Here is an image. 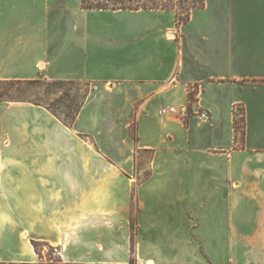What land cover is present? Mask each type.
<instances>
[{"label": "crops", "instance_id": "obj_1", "mask_svg": "<svg viewBox=\"0 0 264 264\" xmlns=\"http://www.w3.org/2000/svg\"><path fill=\"white\" fill-rule=\"evenodd\" d=\"M38 78L93 88L72 126L0 102V264H264V0H0V79Z\"/></svg>", "mask_w": 264, "mask_h": 264}, {"label": "trees", "instance_id": "obj_2", "mask_svg": "<svg viewBox=\"0 0 264 264\" xmlns=\"http://www.w3.org/2000/svg\"><path fill=\"white\" fill-rule=\"evenodd\" d=\"M81 7L85 9H139V8H159L158 6H148L138 2L134 4L132 0H81ZM33 84L37 88L41 89V95H38L35 100H28L23 98L22 85ZM83 84L81 80L73 79H32V80H23V79H0V102L1 101H26L32 102L36 105H41L49 109L53 114H55L63 123L68 126H72L77 119V116L85 103L89 91L86 90L81 97L80 103L76 107H72L71 104H66V110H61L59 106L53 101H49L50 95L56 94V91L60 89H66L67 96L69 97V90L72 86H79ZM85 85L88 83L85 82ZM73 99H70L72 101ZM133 232L135 224L133 222ZM34 244L39 251V246L41 243L34 241ZM60 261V260H59Z\"/></svg>", "mask_w": 264, "mask_h": 264}, {"label": "rangeland", "instance_id": "obj_3", "mask_svg": "<svg viewBox=\"0 0 264 264\" xmlns=\"http://www.w3.org/2000/svg\"><path fill=\"white\" fill-rule=\"evenodd\" d=\"M129 1V0H126ZM134 4H137L138 2L147 4L148 6H158V4L164 3L163 0H132ZM173 0H171L172 2ZM169 5V2H168ZM182 11H185L187 8L191 7L188 3L181 4ZM168 7V6H167ZM83 84L79 86H72V88L68 91L69 97L67 96L66 89H60L56 91V94L50 95L49 101H53L59 106L61 110H66L65 105L71 104L72 107H76L80 103L81 97L84 94L86 90L89 91V93L92 91L93 84L89 81L81 80ZM87 82L88 84L85 85L84 83ZM23 92L22 97L26 98L28 100H35L38 95H41L39 88H37L33 84H25L22 85ZM70 99H73L70 101ZM10 102V101H9ZM26 102V101H25ZM32 103V102H30ZM34 104V103H33ZM132 135L137 138L136 130H133ZM154 152L153 150H139L137 152V162L135 164V170H134V176L136 177L138 182H141L145 178H147L150 175V169H149V159L153 156ZM39 250H43L45 252V255H43L45 261L50 262H57L60 260L58 256L57 249L54 246H51L47 243H41L39 246Z\"/></svg>", "mask_w": 264, "mask_h": 264}, {"label": "built area", "instance_id": "obj_4", "mask_svg": "<svg viewBox=\"0 0 264 264\" xmlns=\"http://www.w3.org/2000/svg\"><path fill=\"white\" fill-rule=\"evenodd\" d=\"M164 3L159 5V8H172L175 10L176 14V22L177 25H181L184 22H186L190 17L191 9L193 8H200L205 5V0H163ZM169 2V5H168ZM188 3L191 5V7L187 8L185 11H182L181 4ZM168 6V7H167ZM197 88L200 90V86H197ZM189 89H194V86H190ZM198 90V92H199ZM195 107V113L202 119L206 120L210 117V113L205 108H199L198 105L192 104V108ZM160 114H168V113H179L182 115H186L188 112V107L186 105H182L180 107H177L175 105H168L163 106L159 110Z\"/></svg>", "mask_w": 264, "mask_h": 264}]
</instances>
